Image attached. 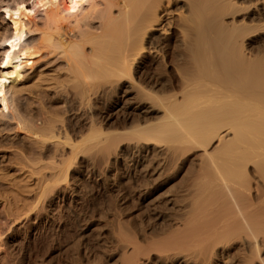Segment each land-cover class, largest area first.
<instances>
[{"label": "bare ground", "instance_id": "1", "mask_svg": "<svg viewBox=\"0 0 264 264\" xmlns=\"http://www.w3.org/2000/svg\"><path fill=\"white\" fill-rule=\"evenodd\" d=\"M0 52V124L35 183L2 205L0 264L89 209L78 176L114 190L115 163L135 189L185 177L160 237L113 230L109 259L264 264V0H0Z\"/></svg>", "mask_w": 264, "mask_h": 264}, {"label": "rangeland", "instance_id": "2", "mask_svg": "<svg viewBox=\"0 0 264 264\" xmlns=\"http://www.w3.org/2000/svg\"><path fill=\"white\" fill-rule=\"evenodd\" d=\"M35 99L33 95L26 94L22 99L24 108H31ZM0 129V146H4L0 148L1 211L5 203L10 205L16 200L20 204L28 203L35 183L34 178L17 171L18 152L13 145L18 144L20 137H15L14 131L2 124ZM129 165L114 164L109 173L116 176L114 190L103 196L92 178L73 173L82 181V189L89 191V209L82 211L78 219H66L60 230L47 239L37 241L23 253L20 251V264H120L117 263L118 258L109 259L117 246L113 230L118 232L123 227V231L142 246H148L152 238H159L163 227L159 216L164 201L168 197H176L185 173L176 168L169 172V176L135 189L140 182L147 180V176L134 177ZM113 201L118 208L117 217L109 207Z\"/></svg>", "mask_w": 264, "mask_h": 264}, {"label": "snow or ice", "instance_id": "3", "mask_svg": "<svg viewBox=\"0 0 264 264\" xmlns=\"http://www.w3.org/2000/svg\"><path fill=\"white\" fill-rule=\"evenodd\" d=\"M24 6L23 5H21V8H23ZM6 14H7V12H8V10L7 9H4L3 10ZM17 15H19V13L17 12Z\"/></svg>", "mask_w": 264, "mask_h": 264}]
</instances>
